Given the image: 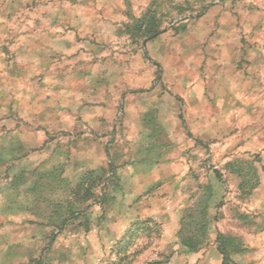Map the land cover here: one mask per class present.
<instances>
[{
	"label": "rangeland",
	"instance_id": "obj_1",
	"mask_svg": "<svg viewBox=\"0 0 264 264\" xmlns=\"http://www.w3.org/2000/svg\"><path fill=\"white\" fill-rule=\"evenodd\" d=\"M0 264H264V0H0Z\"/></svg>",
	"mask_w": 264,
	"mask_h": 264
},
{
	"label": "trees",
	"instance_id": "obj_2",
	"mask_svg": "<svg viewBox=\"0 0 264 264\" xmlns=\"http://www.w3.org/2000/svg\"><path fill=\"white\" fill-rule=\"evenodd\" d=\"M159 27V22L156 19L154 12L149 10L142 17L133 22L131 34L135 36H152L159 32ZM248 172L249 171L245 174L242 172L238 173V177L240 179L238 187L242 192L247 194H249L251 189L258 183L256 177L250 175ZM87 179H91V176H88ZM87 181L88 180H86V182ZM187 218L190 219L189 224L190 226H193V229L192 231L183 232L181 228L183 227V221ZM184 220H182V225L178 232L180 243L187 249V251H196L199 249V245L203 242L205 228L207 227V223H209L206 213V204L198 210H190V212L184 216Z\"/></svg>",
	"mask_w": 264,
	"mask_h": 264
}]
</instances>
